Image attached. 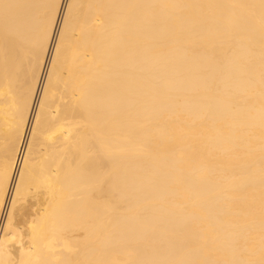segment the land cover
Segmentation results:
<instances>
[{
	"label": "bare ground",
	"instance_id": "obj_1",
	"mask_svg": "<svg viewBox=\"0 0 264 264\" xmlns=\"http://www.w3.org/2000/svg\"><path fill=\"white\" fill-rule=\"evenodd\" d=\"M0 264H264V0H0Z\"/></svg>",
	"mask_w": 264,
	"mask_h": 264
}]
</instances>
